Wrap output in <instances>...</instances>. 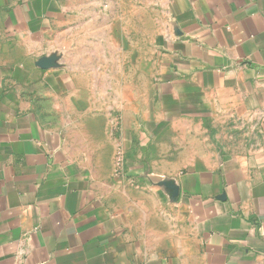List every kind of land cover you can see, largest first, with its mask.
Returning a JSON list of instances; mask_svg holds the SVG:
<instances>
[{
	"label": "crops",
	"instance_id": "obj_1",
	"mask_svg": "<svg viewBox=\"0 0 264 264\" xmlns=\"http://www.w3.org/2000/svg\"><path fill=\"white\" fill-rule=\"evenodd\" d=\"M117 5L0 0V264H264V0H147L122 80ZM230 115L260 144L201 146Z\"/></svg>",
	"mask_w": 264,
	"mask_h": 264
},
{
	"label": "rangeland",
	"instance_id": "obj_2",
	"mask_svg": "<svg viewBox=\"0 0 264 264\" xmlns=\"http://www.w3.org/2000/svg\"><path fill=\"white\" fill-rule=\"evenodd\" d=\"M102 1L117 2L118 5L115 6L114 9H111V11L114 15H124V17H126L128 12H131L132 7H134L132 5H135L136 19L134 23L127 25L125 22H120L119 25L113 26V29L120 37H123V40L118 42V48L124 50V53H120L119 57L120 80L127 78L129 72L128 68L130 70L132 66H134L136 79L141 78V75L147 71V66L153 62L154 56L157 54V42L147 40L146 34H144L146 28L151 29L154 26L143 25L137 20L138 17H136L143 16V6L147 0ZM127 36L129 38H127ZM111 43L114 44L113 41H104L103 47H110ZM255 125L254 121H244L238 119L237 116L230 115L220 120H205L198 125H190V128L199 134L198 140L201 146L206 144L210 147L212 145L217 152L224 149L240 152L244 147L253 149L254 146L260 144L262 138V133L260 131L262 130L259 131L256 129Z\"/></svg>",
	"mask_w": 264,
	"mask_h": 264
},
{
	"label": "built area",
	"instance_id": "obj_3",
	"mask_svg": "<svg viewBox=\"0 0 264 264\" xmlns=\"http://www.w3.org/2000/svg\"><path fill=\"white\" fill-rule=\"evenodd\" d=\"M118 162H120V159H118Z\"/></svg>",
	"mask_w": 264,
	"mask_h": 264
}]
</instances>
